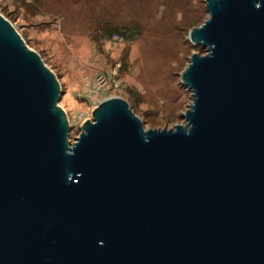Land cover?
I'll return each instance as SVG.
<instances>
[{
  "label": "water",
  "instance_id": "1",
  "mask_svg": "<svg viewBox=\"0 0 264 264\" xmlns=\"http://www.w3.org/2000/svg\"><path fill=\"white\" fill-rule=\"evenodd\" d=\"M184 123L102 98L70 141L59 81L0 14V264H264V0H204Z\"/></svg>",
  "mask_w": 264,
  "mask_h": 264
},
{
  "label": "rangeland",
  "instance_id": "2",
  "mask_svg": "<svg viewBox=\"0 0 264 264\" xmlns=\"http://www.w3.org/2000/svg\"><path fill=\"white\" fill-rule=\"evenodd\" d=\"M0 14L56 75L70 141L110 95L145 127L184 123L192 98L179 73L205 52L187 35L208 16L204 0H0Z\"/></svg>",
  "mask_w": 264,
  "mask_h": 264
},
{
  "label": "built area",
  "instance_id": "3",
  "mask_svg": "<svg viewBox=\"0 0 264 264\" xmlns=\"http://www.w3.org/2000/svg\"><path fill=\"white\" fill-rule=\"evenodd\" d=\"M99 78H101L100 76H99ZM102 79V78H101ZM100 100H98V102H99ZM98 102H96L94 105H93V107L91 108V109H93L97 104H98ZM83 122V120L81 121V123Z\"/></svg>",
  "mask_w": 264,
  "mask_h": 264
}]
</instances>
